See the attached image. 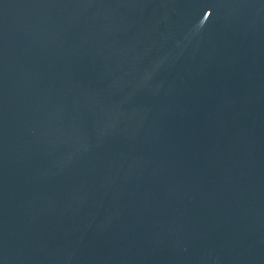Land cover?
<instances>
[{
    "label": "water",
    "instance_id": "95a60500",
    "mask_svg": "<svg viewBox=\"0 0 264 264\" xmlns=\"http://www.w3.org/2000/svg\"><path fill=\"white\" fill-rule=\"evenodd\" d=\"M0 264H264V0H0Z\"/></svg>",
    "mask_w": 264,
    "mask_h": 264
}]
</instances>
